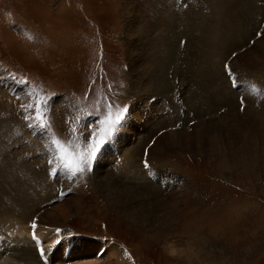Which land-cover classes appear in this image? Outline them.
<instances>
[{"label":"rangeland","instance_id":"rangeland-1","mask_svg":"<svg viewBox=\"0 0 264 264\" xmlns=\"http://www.w3.org/2000/svg\"><path fill=\"white\" fill-rule=\"evenodd\" d=\"M221 1L0 0L4 254L47 228L131 264H264V0ZM120 115L83 172L53 161ZM58 241L51 262L90 259Z\"/></svg>","mask_w":264,"mask_h":264},{"label":"bare ground","instance_id":"bare-ground-1","mask_svg":"<svg viewBox=\"0 0 264 264\" xmlns=\"http://www.w3.org/2000/svg\"><path fill=\"white\" fill-rule=\"evenodd\" d=\"M228 3L227 1H221V3H219L218 5L221 7V10H216L214 12L215 13L214 15L216 16H219L220 12L224 15L226 13L224 12H227V6H225L226 3ZM225 3V4H224ZM225 6V8L223 9V7ZM229 8V7H228ZM224 17H227V14L224 16ZM217 18V17H216ZM181 20V19H180ZM221 23H219L218 21V25H223V26H228L226 23H227V19L226 18H219L218 19ZM226 24V25H225ZM132 25V24H131ZM134 26V25H133ZM132 26V27H133ZM132 30V29H131ZM133 32H136V30H132ZM210 32V31H209ZM217 32V31H216ZM131 34V33H130ZM212 37V32H211V35ZM214 40H212L214 43L217 42L219 40V35H217V37L215 36L213 38ZM198 42V41H197ZM216 44V43H215ZM211 45V44H210ZM225 45V44H224ZM210 47V46H209ZM214 47V45L212 46ZM217 47V46H215ZM143 49V48H142ZM134 52V51H133ZM209 53V52H208ZM211 53V52H210ZM213 55V53H212ZM210 56V55H209ZM133 59V58H132ZM211 60V59H210ZM206 64H207V61H206ZM205 65V64H204ZM209 66V64H208ZM207 66V67H208ZM138 67V66H137ZM210 67V66H209ZM136 68V66H135ZM190 75V74H189ZM212 81V80H211ZM206 85V84H205ZM227 89V88H226ZM157 113V112H156ZM124 155V154H123ZM131 161L130 162H127V167L131 166L130 165ZM132 164V163H131ZM125 166V165H124ZM130 168V167H129ZM124 169V168H123ZM139 170V169H138ZM136 172V171H135ZM36 174V173H35ZM138 174H141L140 171H138ZM145 174V173H144ZM38 175V174H36ZM34 176V175H33ZM41 176V175H40ZM39 176V177H40ZM27 178V177H26ZM25 178V179H26ZM32 178V177H31ZM36 178V177H34ZM35 180V179H34ZM37 180V179H36ZM39 181V180H38ZM23 182V181H22ZM101 183L102 186H104L105 189H111L113 190V192H115V189L119 188L117 187L119 185V181L118 183L115 181V184L112 182L113 185L110 184V182L103 180L101 179ZM7 186V185H6ZM10 186V185H9ZM19 186V185H18ZM24 187H26L25 185H23ZM13 187V186H12ZM11 187V188H12ZM22 187V186H21ZM23 187V188H24ZM139 187V186H138ZM137 187V188H138ZM10 188V187H9ZM25 190V189H24ZM8 192V191H7ZM10 192V191H9ZM123 192V191H122ZM4 193V191H3ZM124 193H127L126 191H124ZM18 194V193H17ZM123 194V193H122ZM8 195V194H7ZM11 195V194H10ZM116 195V194H115ZM12 196V195H11ZM122 197V196H121ZM20 199H22V197H20ZM25 199V197H24ZM7 201V200H6ZM17 201V200H16ZM16 201H14L13 203H16ZM125 202V201H124ZM21 204V203H20ZM18 208H19V205H18ZM1 210V209H0ZM5 210L9 213L11 212L12 210L11 209H6ZM24 210V209H23ZM7 213V214H8ZM13 213V212H12ZM17 214V213H16ZM19 215V214H18ZM4 217V216H3ZM22 219V218H21ZM16 229V228H15ZM28 230V229H27ZM59 229H45V230H42L40 232L39 230V233H36L35 231L33 230H28V234L26 235H29L28 236H25L24 235V230H20L21 232L18 233L19 234V237H17L16 240H19L18 242H21V243H24L25 245L27 244V249L28 250H31V252H24L22 253V255L20 254L17 255V253H13L12 252L10 254H4L3 250L1 251L0 250V259L4 260L3 262L6 263V260L7 259L8 261L12 262L13 264H58L59 261L58 259L56 258V255L53 256L52 258V262H51V257H52V251H54V247L52 246V244H55L56 241L60 240L64 243L67 244V246L69 245H73V249H76V250H79L78 253H85L87 255L86 258H90V259H86V260H78V258H76V260L74 259L73 261L74 262H70L69 264H102V262L104 261L105 258H109L110 256L113 257V256H117L118 258L116 259L115 263L114 264H131L128 257L123 255L122 252L120 251V248L117 247L116 245L110 243L109 240H107L104 244H101L100 242H92V241H89V240H84V239H80L76 236H74L73 234V230L71 229H66L64 231H60L58 232ZM63 230V229H62ZM17 231V230H16ZM13 232V231H12ZM38 232V230H37ZM58 232V233H57ZM33 234H35V237L36 239H33ZM20 235L23 236V238L25 239H22L20 238ZM14 236V238H15ZM8 237V236H6ZM13 239V238H12ZM10 241V240H9ZM13 242V241H12ZM59 242V241H58ZM57 242V243H58ZM61 243V242H60ZM1 244V242H0ZM51 244V246H50ZM65 244V245H66ZM34 245V246H33ZM58 247V246H57ZM41 249H44L45 252L44 254L42 255L41 254ZM26 250V249H25ZM61 249H58V253H60L62 256H61V260L64 261L63 259V254L62 252H60ZM34 251V252H33ZM37 252V254L35 253ZM56 253V251H55ZM94 253L93 257H89L90 254ZM101 254H103L102 256H100ZM92 256V255H91ZM10 257H14L15 259H9ZM55 257V258H54ZM82 259V257H81ZM71 260V259H69ZM68 260V261H69ZM68 264V263H66Z\"/></svg>","mask_w":264,"mask_h":264},{"label":"snow or ice","instance_id":"snow-or-ice-1","mask_svg":"<svg viewBox=\"0 0 264 264\" xmlns=\"http://www.w3.org/2000/svg\"><path fill=\"white\" fill-rule=\"evenodd\" d=\"M22 107L26 110L35 108L36 121L39 122L42 127L47 126L43 123L45 117L39 101H37L35 105L30 103L26 106L22 105ZM120 119H122V115L117 116L116 119H111V117L106 118L103 122L105 127L100 132L93 131L89 140L85 141L84 151H78V149H80L79 144H74L72 141L65 142L59 137H54L51 140L50 147V151L54 153L53 161H55L59 167L66 169L71 176H75L76 174L83 172V165L88 164L90 159L94 157L95 153L111 135L112 128L119 123ZM72 131L74 132L75 129H72ZM53 161H50V163ZM145 167H148L147 162H145ZM33 228H35V224H33ZM33 239H36L35 234H33ZM44 252L45 250L41 249L42 255Z\"/></svg>","mask_w":264,"mask_h":264}]
</instances>
